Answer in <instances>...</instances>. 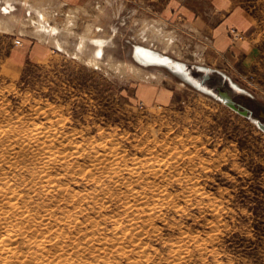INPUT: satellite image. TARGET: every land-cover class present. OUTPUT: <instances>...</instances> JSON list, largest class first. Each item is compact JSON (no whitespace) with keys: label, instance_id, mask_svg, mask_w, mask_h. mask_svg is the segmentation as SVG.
Returning <instances> with one entry per match:
<instances>
[{"label":"rangeland","instance_id":"1","mask_svg":"<svg viewBox=\"0 0 264 264\" xmlns=\"http://www.w3.org/2000/svg\"><path fill=\"white\" fill-rule=\"evenodd\" d=\"M231 1L254 21L236 58L171 25L163 0H0V191L15 194L0 240L21 258L0 264H264V0ZM136 45L197 82L219 72L210 93L138 63Z\"/></svg>","mask_w":264,"mask_h":264},{"label":"crops","instance_id":"2","mask_svg":"<svg viewBox=\"0 0 264 264\" xmlns=\"http://www.w3.org/2000/svg\"><path fill=\"white\" fill-rule=\"evenodd\" d=\"M86 1L62 0L74 7ZM157 4L171 25L178 20L175 24L196 32L205 43L208 41L216 54L236 58L251 51L247 36L253 31V18L231 0H163ZM231 29L237 31L240 41H233Z\"/></svg>","mask_w":264,"mask_h":264},{"label":"bare ground","instance_id":"3","mask_svg":"<svg viewBox=\"0 0 264 264\" xmlns=\"http://www.w3.org/2000/svg\"><path fill=\"white\" fill-rule=\"evenodd\" d=\"M97 40V39H96ZM101 41V40H100ZM100 41H98L99 42V44L100 45H102L103 44V42H100ZM94 42V41H93ZM97 42V41H96ZM98 49V48H97ZM145 50H149L147 47L146 48H144L143 46H138V45H136L135 46V49H134V52H133V58L138 62V63H140V64H142V65H146V66H152V65H156V66H162L164 63H160L161 61H159V59L157 60V61H155V60H152V58H147V56H142V55H139L138 53H139V51H144L145 52ZM151 50V49H150ZM101 49L99 48V50L97 51V55H100L101 54ZM152 51H154V53L155 52H157V51H155V50H152ZM173 62H175V61H173ZM162 64V65H161ZM166 66V68L168 69V70H170L171 72H173L174 74H176V75H178L181 79H183V81H185L186 83H188L190 86H193V88L195 87L196 89H198V90H200V91H203V92H205V93H210V91H208V89H206L205 87L203 88L202 86H200V85H198V83H197V81L194 79V78H190L186 73L187 72H183L181 69H179V68H177V67H175V66H172V65H165ZM231 84L235 87V89H239L240 90V88H238L237 87V85L235 84V83H233L232 81H231ZM4 124V123H3ZM34 136V135H33ZM36 140H38V139H36ZM25 141V140H24ZM23 142V141H22ZM26 142V141H25ZM14 144V143H13ZM22 144V143H21ZM83 144V143H82ZM13 146V145H12ZM99 146V145H98ZM30 147V146H29ZM54 147V146H53ZM163 147V146H162ZM51 148V147H50ZM103 148V147H102ZM31 149V148H30ZM12 150H14V149H12ZM66 151L68 150V149H65ZM74 150H75V148H74ZM110 150V149H109ZM14 151H16V150H14ZM96 151V150H95ZM108 150H106L105 151V153L107 152ZM111 151V150H110ZM50 152V151H49ZM59 152H61V151H59ZM58 152V153H59ZM68 152V151H67ZM75 152H76V150H75ZM78 152V151H77ZM104 152V151H103ZM109 152V151H108ZM48 153V152H47ZM111 153V152H110ZM55 153L53 152V155H54ZM61 153H59V155H60ZM96 154V153H95ZM94 154V155H95ZM6 155V154H5ZM48 155V154H47ZM111 155H113V154H111ZM110 155V156H111ZM100 156H101V154H100ZM52 157V156H51ZM103 157V156H102ZM107 157V156H106ZM94 158H96L95 156H94ZM107 159V158H106ZM114 159V158H113ZM116 159V158H115ZM158 159V158H157ZM54 161H55V158L53 159ZM99 160V159H98ZM100 160H101V158H100ZM105 160V159H104ZM137 160V159H136ZM17 161V160H16ZM53 161V162H54ZM67 161V160H66ZM93 161L95 162V160L93 159ZM97 161V160H96ZM138 162H139V160H137ZM136 161V162H137ZM104 162V161H103ZM102 162V163H103ZM114 162V161H113ZM112 162V163H113ZM133 162H135V160L133 161ZM177 162V161H176ZM52 163V162H51ZM99 162H97V164H98ZM112 163H110L111 164V166H113L112 165ZM123 163V162H122ZM121 163V164H122ZM17 164V163H16ZM139 164H141L142 165V163L140 162ZM153 164V163H152ZM115 165V164H114ZM133 165V164H132ZM135 165H137V164H134V166ZM140 165V166H141ZM14 166V165H13ZM45 166V165H44ZM139 166V165H138ZM137 166V167H138ZM2 167V166H1ZM53 167V166H52ZM125 167V166H124ZM127 167H129V166H127ZM126 167V168H127ZM131 167V166H130ZM142 167V166H141ZM147 167V166H146ZM145 167V168H146ZM149 167V166H148ZM150 167H153V166H150ZM150 167H149V169H147V171H151L150 170ZM158 167V166H157ZM155 168V167H154ZM65 169V168H64ZM123 169V168H122ZM168 169V168H167ZM94 170V169H93ZM121 170V169H120ZM132 170V169H131ZM117 171V170H116ZM122 171H124V170H122ZM121 171V172H122ZM128 171V170H127ZM130 171V170H129ZM153 171V170H152ZM69 172V171H68ZM126 172V171H125ZM135 172H137V171H135ZM30 173V172H29ZM49 173V172H48ZM67 173V172H66ZM70 173V172H69ZM119 173H120V171H119ZM118 173V174H119ZM129 173V172H128ZM148 173V172H147ZM156 173H157V171H156ZM130 174V173H129ZM134 174V173H133ZM132 174V175H133ZM136 174V173H135ZM139 175H141L140 173H138ZM151 174H153V173H151ZM150 174V175H151ZM155 174V173H154ZM23 175V174H22ZM40 175V174H39ZM113 173L110 175V176H112V177H110V178H113ZM117 175V174H116ZM116 175L114 176V179L115 178H117L116 177ZM118 176V175H117ZM130 176V175H129ZM19 177V176H18ZM44 177V176H43ZM131 177V179L133 178V177H136V176H130ZM153 177V176H152ZM35 178V177H34ZM156 178V177H155ZM175 178V177H174ZM122 179V178H121ZM142 179V178H141ZM3 180V179H2ZM38 180V179H37ZM110 180V179H109ZM108 180V183L110 182ZM119 180V179H118ZM173 180V179H172ZM111 181H113V180H111ZM114 181H116V180H114ZM127 181V180H126ZM176 181V180H175ZM40 182H42V181H40ZM50 182V181H49ZM51 183V182H50ZM53 183H56V182H53ZM93 183V182H92ZM119 183V182H118ZM57 185H59V184H57ZM108 185V184H107ZM119 185V184H118ZM156 185V184H155ZM124 186V185H123ZM1 187H3V186H1ZM34 187V186H33ZM4 188V187H3ZM50 188V187H49ZM53 188V187H52ZM51 188V189H52ZM59 188H63V187H59ZM126 188V187H125ZM12 189V188H11ZM56 189V188H55ZM127 189V188H126ZM7 189H5L4 191H0V198L1 197H8V198H10L7 194H12V197H14L15 196V194L14 193H9L8 191H6ZM56 191H58V190H56ZM131 191H132V189H131ZM134 191V190H133ZM54 193L55 191H51L50 193ZM127 192H129V191H127ZM141 192H143V191H141ZM30 193V192H29ZM32 193V192H31ZM58 193H60V191L58 192ZM122 193V192H121ZM145 193V192H144ZM154 193V192H153ZM36 194V193H35ZM40 194V193H39ZM116 194V193H115ZM123 194V193H122ZM130 194V193H129ZM135 194V193H134ZM139 194V193H138ZM146 194H148V193H145V195ZM160 194V193H159ZM17 195H19V194H17ZM44 195V194H43ZM48 195V194H47ZM90 195V194H89ZM97 195V194H96ZM95 195V196H96ZM111 195H113V194H111ZM141 195H143V194H141ZM140 195V196H141ZM150 196H152L151 194H149ZM148 195V196H149ZM153 195H155V194H153ZM158 195V194H157ZM157 195H155V196H157ZM128 196H131V195H128ZM148 197V199H150V198H152V197ZM89 198H90V196H88ZM164 197V196H163ZM166 197V196H165ZM22 198V197H21ZM88 198V199H89ZM143 198V197H142ZM141 198V199H142ZM144 198H146L147 199V197H144ZM39 199V198H38ZM84 199H86V197H84ZM126 199V201H127V198H125ZM137 199V198H136ZM135 199V200H136ZM83 199H81V201H82ZM114 200V199H113ZM132 198H131V202H132ZM9 201V200H8ZM112 201V200H111ZM118 201V200H117ZM125 201V200H124ZM130 201V200H129ZM17 202V201H16ZM55 202V201H54ZM145 202H147V201H145ZM18 203V202H17ZM75 203V202H74ZM128 203L129 202H127V204H125V205H128ZM143 203V202H142ZM2 204V203H1ZM26 204V203H25ZM161 204V203H160ZM109 205V204H108ZM144 205V204H143ZM146 205V204H145ZM148 205V204H147ZM19 206V205H18ZM36 206H38V205H36ZM77 206V205H76ZM82 206V205H81ZM120 206H124V204H120ZM80 207V206H79ZM142 207V206H141ZM151 207V206H150ZM3 208H5V207H3ZM43 208V207H42ZM46 208V207H45ZM126 208V207H125ZM155 208V207H154ZM1 209V208H0ZM47 209V208H46ZM66 209V208H65ZM68 209H70V208H68ZM75 209V208H74ZM127 209H129V207L127 208ZM25 210V209H24ZM88 210V209H87ZM99 210V209H98ZM132 210V209H131ZM141 210H145V209H141ZM149 210H151V208L149 209ZM37 211V210H36ZM125 211H127V210H125ZM147 211V210H146ZM82 212V211H81ZM137 212V211H136ZM141 212V211H140ZM153 212H154V210H153ZM156 212V211H155ZM159 212V211H158ZM44 213V212H43ZM43 213H42V215H43ZM83 213V212H82ZM122 213H124V212H122ZM142 213H144L145 214V212H142ZM110 214V213H109ZM135 214V213H134ZM143 214V215H144ZM154 214V213H153ZM153 214H151L152 216H153ZM39 215V214H38ZM54 215V214H53ZM117 215H119V214H117ZM128 215H130V216H132L133 214L131 213V214H128ZM142 215V214H141ZM142 215V216H143ZM150 215V214H149ZM149 215H147L146 217L148 218L149 217ZM1 216V215H0ZM48 216V215H47ZM126 216H127V214H126ZM139 216V218H141L142 219V217H140V214L138 215ZM37 217V216H36ZM45 217V216H44ZM118 217V216H117ZM120 217V216H119ZM134 217V216H133ZM132 217V219H135V218H133ZM144 217H145V215H144ZM38 218V217H37ZM40 218V217H39ZM126 218V217H125ZM128 218V217H127ZM126 218V219H127ZM149 218H151V217H149ZM41 219V218H40ZM59 219V218H58ZM61 219V218H60ZM59 219V220H60ZM67 219H69V218H67ZM110 219V218H109ZM129 219V218H128ZM136 219H137V217H136ZM135 219V220H136ZM141 219H137V220H141ZM46 220V219H45ZM62 220V219H61ZM61 220L59 221V222H61ZM64 220H65V218H64ZM131 220V219H130ZM143 220V219H142ZM149 221L148 219H146L145 218V221ZM48 221V220H47ZM74 221V220H73ZM84 221V220H83ZM125 221V220H124ZM144 221V222H145ZM152 221V220H151ZM63 222V221H62ZM71 222V221H70ZM80 222V221H79ZM82 222V221H81ZM120 222V221H119ZM127 222V221H126ZM130 222V221H129ZM143 222V223H144ZM118 223V222H117ZM50 224H51V222H50ZM69 224V223H68ZM95 224V223H94ZM136 224V223H135ZM141 224V223H140ZM72 225V224H71ZM81 224L79 223V226H80ZM118 225V224H117ZM172 225V224H171ZM51 226V225H50ZM79 226H77V227H79ZM99 226V225H98ZM115 226V225H114ZM134 226V225H133ZM138 226V225H137ZM27 227V226H26ZM61 227V226H60ZM60 227H59V229H60ZM92 228L94 227L93 225L91 226ZM126 227V226H125ZM53 228V227H52ZM72 228V227H71ZM74 228H76V227H74ZM59 229H57V230H59ZM86 229H88V228H86ZM97 229H100V228H98L97 227ZM104 229V228H103ZM137 229V228H136ZM38 230V229H37ZM50 231V230H49ZM34 234L37 232L36 231V229H34ZM56 232V231H55ZM101 232V231H100ZM122 232V231H121ZM47 233V232H46ZM50 233V232H49ZM64 233H66V232H64ZM140 233V232H139ZM138 233V234H139ZM90 234H92V232L90 233ZM94 234V233H93ZM138 234H136V235H138ZM21 235V234H20ZM52 235H54L55 236V233L54 234H52ZM65 235V234H64ZM86 235V234H85ZM96 235V234H95ZM99 235H101V234H99ZM117 235V234H116ZM121 235V234H120ZM130 234H128V236H129ZM139 235H141V234H139ZM35 236V235H34ZM40 236V235H39ZM38 236V237H39ZM54 236H52L53 237V239H55L54 238ZM65 236H67V234L65 235ZM86 236H89L88 235V233H87V235ZM117 236H119V235H117ZM12 237H14V236H12ZM17 237V236H16ZM64 237V236H63ZM91 237V236H90ZM26 238V237H25ZM30 238V237H29ZM69 238V237H68ZM93 238V237H92ZM104 238H105V236H104ZM119 238V237H118ZM139 238V237H138ZM12 239H14V238H12ZM79 239V238H78ZM83 239V238H82ZM99 238H97L96 240H98ZM114 239V238H113ZM125 239H128V237L127 238H125ZM28 240H30V239H28ZM116 240V239H115ZM119 240V239H118ZM131 240H132V238H131ZM18 241V240H17ZM27 241V240H26ZM47 241V240H46ZM120 241V240H119ZM14 242H16V240L14 241ZM28 242V241H27ZM76 242V241H75ZM89 243H90V241H88ZM88 242H86V243H88ZM92 242H95V241H92ZM105 242V241H104ZM124 242V241H123ZM128 242V241H127ZM127 242H124V243H126L127 244ZM49 243V242H48ZM56 243H59V242H56ZM55 243V244H56ZM99 243V242H98ZM111 243V242H110ZM130 243V242H129ZM19 244V243H18ZM43 242H41V241H38L37 243H36V247H37V250L39 251H41V249L42 248H44L43 247ZM123 244V243H122ZM131 244H133V243H131ZM130 244V245H131ZM12 244H11V242H10V240H8V239H5V238H3V239H1L0 240V259H7V257H9V256H11L10 258L12 259V260H17V261H19L21 258L17 255L18 253H16L15 252V249L11 246ZM20 245H21V243H20ZM112 245H116V244H113L112 243ZM120 245V244H119ZM125 245V244H124ZM34 246H35V244H34ZM107 246V245H106ZM127 246V245H126ZM140 246V245H139ZM16 247H17V245H16ZM83 247V246H82ZM92 247H93V245H92ZM95 247H99V246H95ZM109 247V246H108ZM129 247V246H128ZM19 248V247H18ZM18 248H16V249H18ZM75 248V247H74ZM86 248V247H85ZM91 248V247H90ZM120 248V247H119ZM125 248H127V247H125ZM58 249V248H57ZM61 249V248H60ZM121 249V248H120ZM31 250V249H30ZM59 250V249H58ZM74 250V249H73ZM102 250V249H101ZM117 250V249H116ZM60 251V250H59ZM84 251V250H83ZM87 251V250H86ZM92 251H93V249H92ZM118 251V250H117ZM134 251V250H133ZM41 252H43V249H42V251ZM85 252V251H84ZM96 252H97V250H96ZM113 252H115V251H113ZM119 252V251H118ZM33 253V252H32ZM45 253V252H44ZM95 253V252H94ZM111 253V252H110ZM121 253H123L122 251H121ZM178 253V252H177ZM83 254V253H82ZM124 254V253H123ZM24 255V254H23ZM28 255H30V254H28ZM43 255V254H42ZM76 255H79L78 253L76 254ZM97 255H100V254H97ZM120 255V254H119ZM62 256V255H61ZM73 256V255H72ZM138 256V255H137ZM70 257V256H69ZM76 257V256H75ZM77 257H79V256H77ZM99 257V256H98ZM97 257V258H98ZM108 257V256H107ZM24 258V257H23ZM26 258V257H25ZM29 259H31L30 257H28ZM27 258V259H28ZM72 258V257H71ZM80 258V257H79ZM95 258V257H94ZM123 258V257H122ZM127 258V257H126ZM140 258V257H139ZM28 259V260H29ZM62 259V258H61ZM96 259V258H95ZM99 259V258H98ZM101 259V258H100ZM37 260H38V257H37ZM55 260V259H54ZM120 260V259H119ZM27 261V260H26ZM31 261V260H30ZM53 261V260H52ZM51 261V262H52ZM58 261H60V260H58ZM83 261V260H82ZM81 261V263H83V264H85L84 262H82ZM102 261V260H101ZM50 262V263H51ZM87 262V261H86ZM103 262V261H102ZM114 262V261H113ZM136 262V261H135ZM138 262V261H137ZM3 263H5V262H3ZM21 263V262H20ZM23 263V262H22ZM74 263V262H73ZM72 263V264H73ZM91 263V262H90ZM96 263H98V262H96ZM100 263V262H99ZM105 263V262H104ZM140 263V262H139ZM24 264H26V263H24ZM45 264H48V263H45ZM95 264V263H94Z\"/></svg>","mask_w":264,"mask_h":264},{"label":"water","instance_id":"4","mask_svg":"<svg viewBox=\"0 0 264 264\" xmlns=\"http://www.w3.org/2000/svg\"><path fill=\"white\" fill-rule=\"evenodd\" d=\"M138 54L139 55H142V56H147V58H152V60H155V61H157L159 59V61H161L160 63H164L163 65L161 64L162 66H164V67H166L165 65L175 66V67L181 69L183 72H187L186 74L190 78H193L192 71L189 68H187V66L184 63H180V62H177V61L173 62V60L169 56H165L164 54H161L159 52H155L154 53V51H152L150 49L149 50H145V52L144 51L143 52L142 51H139ZM197 68L200 71L203 70V73H204L203 76H202L201 81L200 82H197L198 85H200L202 87H203V83L209 78L208 76H209V73L210 72L211 73L219 74V72H216L214 70L211 71V70H207V69L202 68V67H197ZM220 75L223 76L224 78H226L225 74L220 73ZM226 80L229 81V84H231V81L228 78H226ZM231 86L235 89V87L232 84H231ZM219 97L224 101V103H226L227 105H229L232 109L234 108V110L242 113L243 115L249 116L250 113L246 109H244V108L240 109L239 105H237L231 99V97L228 94L220 92L219 93ZM258 125H259V127H261L264 130V125H262L260 122L258 123Z\"/></svg>","mask_w":264,"mask_h":264},{"label":"built area","instance_id":"5","mask_svg":"<svg viewBox=\"0 0 264 264\" xmlns=\"http://www.w3.org/2000/svg\"><path fill=\"white\" fill-rule=\"evenodd\" d=\"M230 34H231V37H232V39L235 41H237L238 40V38H240V35L237 33V31H235L234 29H231V31H230Z\"/></svg>","mask_w":264,"mask_h":264}]
</instances>
